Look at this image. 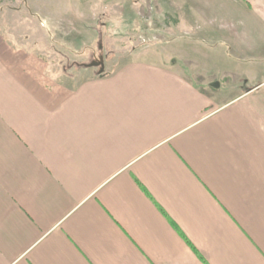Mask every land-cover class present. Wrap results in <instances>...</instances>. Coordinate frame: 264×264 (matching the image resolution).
Here are the masks:
<instances>
[{
    "label": "crops",
    "instance_id": "0c3cea01",
    "mask_svg": "<svg viewBox=\"0 0 264 264\" xmlns=\"http://www.w3.org/2000/svg\"><path fill=\"white\" fill-rule=\"evenodd\" d=\"M123 1L103 77L0 26V264H264V0Z\"/></svg>",
    "mask_w": 264,
    "mask_h": 264
},
{
    "label": "rangeland",
    "instance_id": "374dc122",
    "mask_svg": "<svg viewBox=\"0 0 264 264\" xmlns=\"http://www.w3.org/2000/svg\"><path fill=\"white\" fill-rule=\"evenodd\" d=\"M124 5L123 0H0L1 32L57 80L67 81L77 67L100 58L112 72L141 59L135 56L140 45L136 28L150 16L146 9Z\"/></svg>",
    "mask_w": 264,
    "mask_h": 264
},
{
    "label": "water",
    "instance_id": "95a60500",
    "mask_svg": "<svg viewBox=\"0 0 264 264\" xmlns=\"http://www.w3.org/2000/svg\"><path fill=\"white\" fill-rule=\"evenodd\" d=\"M87 68H98L99 69V76H104L105 74V70H106V67H105V62H104V59L103 58H100L99 60L97 61H94L93 63L89 64V65H86Z\"/></svg>",
    "mask_w": 264,
    "mask_h": 264
}]
</instances>
